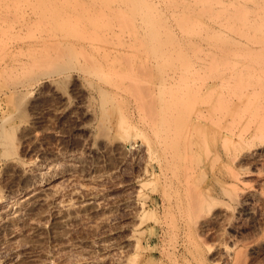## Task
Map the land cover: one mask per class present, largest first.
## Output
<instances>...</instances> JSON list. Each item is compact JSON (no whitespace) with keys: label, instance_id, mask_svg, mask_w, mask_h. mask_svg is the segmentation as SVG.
Masks as SVG:
<instances>
[{"label":"rangeland","instance_id":"1","mask_svg":"<svg viewBox=\"0 0 264 264\" xmlns=\"http://www.w3.org/2000/svg\"><path fill=\"white\" fill-rule=\"evenodd\" d=\"M118 1L40 0L43 5L39 1L38 4L44 9L39 10L47 7L41 14L47 18L39 17L37 10L32 11L24 3L18 7L14 4L17 10L13 6L8 8L12 9L10 13H4L1 7L0 129L5 132L0 130V264H264V246H260L264 241V146H258L260 139H264V94L252 93L253 85L257 84L252 81L260 77L257 69L264 66V56L262 60L257 52L251 51L252 45L262 47L258 53L264 46L249 44V58L253 57L251 52L256 53V58L249 60L245 59L246 52L243 55L248 44L243 43L246 49L243 44L239 46L245 50L241 49L238 59L245 57V60L236 65L246 66L247 60L250 66L253 63L248 68L251 71L247 72L243 66L246 70L242 73L241 70L239 76L221 78L220 71L235 67L233 63L221 64L216 78L214 66L209 67L210 50L198 45L206 49L209 56L203 58L210 61L197 57L204 55L203 49L193 50L197 52L193 56L190 48L197 47L182 46L187 38L176 31L175 39L180 42L177 43L182 48L188 47L185 54L191 56L188 60L186 57L192 62L189 67L193 64L198 70L192 67L196 72L192 74L194 70L190 67L188 71L192 73L187 71L183 77L172 80L164 77L161 68L160 73L155 72V80L163 78L168 83L149 98L144 89L140 92L126 89L122 96L119 94L121 97L117 95L118 107L123 109V116L127 115L125 126L130 125L125 139L119 137L124 131L117 126V112L112 111L117 103L109 102L106 114L101 111L97 83L109 86L83 71L82 56L74 55L76 51L71 59L72 53L68 51L75 49L69 47L68 39H62L69 46L68 54L64 53V59H60L67 62L63 63L67 68L63 66L61 71L57 67L61 73L58 72L55 66L60 65H54L52 60L57 57L59 61L56 54L66 51V46L64 41L65 47L59 44L62 48L55 44V39L49 40L46 31L49 23H45L56 11H81L87 22V12L108 11ZM148 1L152 10H161L162 18L167 15L165 20L172 26L175 24L172 15L168 16L169 7L163 9L162 0ZM13 8L17 13L14 14ZM48 8L55 12L49 10L50 13ZM8 9L5 11L9 12ZM36 19L43 26L39 31H33L38 26ZM6 22L12 26L7 27ZM173 28L175 31L176 25L172 31ZM27 33L30 34L26 36ZM24 36L27 38L21 42L20 37ZM39 36L46 44V40L50 41L46 53L52 56L45 54V58L42 47L43 55L39 53L49 62L54 58L49 66L53 64L56 72L53 65L50 67L53 73L48 65H43L47 60L39 58L38 47L43 44ZM29 42L37 44L30 47ZM51 42L60 49L55 57L56 47L51 49ZM223 44L228 47L231 42L224 40ZM36 45L38 51L34 52L32 48ZM25 47L36 56L26 60L30 54L25 56ZM66 56L71 60L67 61ZM31 60L34 64L42 62L33 69L41 68L39 73L32 71L36 68L33 64L30 70L34 75L27 73L30 72L27 65L28 70L23 64L12 69L20 61L29 65ZM201 62L206 63V67L200 64L201 68L209 67L211 72L200 69ZM9 70H13L12 74ZM66 74L71 76L63 77ZM141 98L146 100L142 105ZM151 117L156 119L154 125L162 122L157 125L162 129L170 123L167 129L174 131L163 128L168 135L156 132L160 127L152 131ZM196 119L202 123L191 122ZM138 131L141 134L143 131L144 136ZM152 132L160 138H155ZM169 133L176 138L173 140ZM164 134L171 139L166 138V142ZM129 142L132 146L127 147ZM40 192L46 194L47 202L32 208L31 198ZM70 201L72 207L64 210L65 203Z\"/></svg>","mask_w":264,"mask_h":264},{"label":"bare ground","instance_id":"2","mask_svg":"<svg viewBox=\"0 0 264 264\" xmlns=\"http://www.w3.org/2000/svg\"><path fill=\"white\" fill-rule=\"evenodd\" d=\"M12 1H13V3H12ZM15 1H17V0H0V12L4 9V13L5 12L10 13L12 11V9H11V11H9L8 8H11V6L14 7L15 6L14 4H16V6L18 7V6H20L21 3L22 4L24 3V5H27L25 7L31 8L32 11L37 10L38 14H36V15H39V17H41V16H43L41 14H43V11L45 12V10L47 8L46 7L45 10H41V11L39 10L42 8V5H43L40 2V0H24V1L18 0L17 3H15ZM38 1L42 5L38 4ZM162 1L165 5H164V8L163 7H161V8L165 9V6H166V7H169L167 9H170L171 13L168 16L172 15V17H173L172 19H174V21H175V24H173V26L176 25V27H177V29L175 31H174V28H173V31L171 29L173 27L171 25L172 23L169 24V22L167 20H165L167 15L165 18H162V16H163L162 11L158 10V9L152 10V8L149 7L150 3L148 0H120L117 2V4L115 3V5H116L115 7L110 8V10H108V11H89L85 15L87 22L83 19V17H82L83 13L81 11L69 12L70 14L69 13H61L62 11H60V13H58L59 11H56L58 13L57 14L55 11H52L51 9L48 8L47 9L48 11L51 10L52 12H55V14L52 13L53 15H50L53 19L52 18H50L49 20L47 19V21L45 22L46 24L49 23L48 24L49 27H47L48 25L44 26V27L48 28V30L46 28V31H48V34L47 33L46 34L48 35L49 40H50V38L55 39V40H53V41H55V44L60 46L63 44V41H64L62 39H68L66 41L68 42L69 45L71 44L72 46L71 45L69 46L64 41V44L66 47L64 46V44L62 46L65 47L66 51L62 50V52L60 53L58 51L60 49L59 48L57 49V45L53 44L54 42L53 43L51 42L50 47L53 44L51 49L54 47V45L56 47L55 48L56 51H54L53 55H54V57L57 55L59 58V61H58V59L56 61L57 57H55V60H52L54 58H52V59L48 58L50 60V62L47 59H45L48 56L46 51L48 52V50H49L47 45H48V42L50 43V41L46 40L45 41V42H47V44H46L43 42L45 39L42 40L43 38L48 39L47 37L41 35V36H43V38H42L41 36H39V37H41L40 40H42V43L44 44V45L42 44L40 46V44L38 42V44L40 46V47H38L39 51L36 49L37 45H36V47L33 46V48H32L34 52H35V50L38 51V55L40 58V56L42 57V55H43V53H41V51H42L41 47H42L43 50H45V51H43L44 56H46V55L47 56L45 58H43L44 57L43 56L41 59L42 60L45 59L43 61L47 60L46 63L48 62V64L43 63V65L49 66V63L54 62V65L55 64L60 65L61 68L59 66H55L56 69L58 67L60 70L63 69V66L64 67L66 66L65 64L67 62L65 61L66 62L65 63L61 60L64 59L63 58V57H65L64 53H67V47L68 46L71 49H75L73 51L70 50L71 52L68 51L69 53H72V52L74 53V51H76L74 53V55L82 56L83 62H80V63L82 65L83 71L87 72V74H90V75L96 77L98 80L103 81L104 83H106L109 86L108 87L109 89H108V88L99 86L100 84L97 83V85L99 87V88L97 87L98 88L97 90H99L97 92H98V95H99V93L101 95V96L99 95L100 96L99 99L101 98L99 101L102 100V102H101L102 107H101V104H100V107L102 108L101 111L103 112V114L104 113L106 114L108 112L109 105H110L109 102L117 103L116 107H113L112 111L115 113L117 112V114H118L117 126H118V128L123 129V131H124L123 134H121V133L119 134L120 135L119 137H123V136L128 137L127 134H129V133L127 132V130H129L130 125L128 123L129 127L125 126V123L127 122V119H125V118L127 115L126 116L124 115L125 116V118H124L123 113L121 111L123 109L120 108L121 106L118 107V101H117L118 96L117 95L120 94L122 96L121 92L126 90V89H132V90H135L138 92H140L141 90L144 89V91L148 92V93H146V96H147V98H149V96H152L154 94V91L156 89H158L160 86H165L166 83H168V81H165L167 78L175 79V78H179V77L181 78L184 75H186L185 73L190 69V67L192 69L193 66H191V65H193V64H191L189 67V64L192 62L189 63V61H187V60L191 56L188 57V54L187 55L185 54L188 47L186 46L187 48L186 47L182 48V46H185V45L190 46L191 44H193V47H197V48L193 49V48H190L191 47L190 46L189 48L192 49L191 50L192 52H193V50L195 51L198 48L200 50H198L197 52H201V50L203 48H200V47H203V46H205L204 48L207 47L206 49H207V51L210 50L209 51L210 53H208L206 51V49L205 50L203 49L205 51L203 53L204 55H202L200 53L202 57L198 56L197 52H196V54H195V52H193L195 54L193 56L197 55V57L199 59H201L206 55L205 53L207 52L211 56L210 57L208 54L205 56V57L209 56V59L211 60V66H209V67L211 68L214 66L213 68L215 71L216 70L218 71V68L220 69V67L223 65L229 66V65H232L231 63L235 64L234 68L233 67L230 68V66H229V67H227V69L225 71L222 70L223 72L219 70L221 74H219L218 76H221V78H224L223 76H225V78L227 76L228 77H233L234 75L239 76V72L241 70H242L241 71V73H242V72H245L246 69L248 70V68L250 69V67H252L253 63H251V66H250V64H248L247 60H246V62L244 61L246 63V66H244L245 65L244 63H243L244 65H242V66L241 65L237 66L239 61H243V60L248 59L250 57V55H248V53H247V50L250 49L249 44H260V45L264 46V0H162ZM158 2H160V0ZM157 4H159V3H157ZM24 5H21V6L24 7ZM1 7L3 9H1ZM17 7L16 8L14 7V8L17 10L18 9ZM25 7L23 8V11H24ZM19 8L21 9V7H19ZM5 9H8L9 12L5 11ZM15 9L13 11L14 14L16 12ZM42 9H44V8H42ZM48 11H47V13H48ZM51 11H49V12L51 13ZM25 12H26V10H25ZM35 13L36 12H34L32 14L34 15ZM50 13H48V15ZM1 14H3V13L1 12ZM1 14H0V16H1ZM166 14H168V13H166ZM4 15H6V14H4ZM20 15H22V13ZM36 15H34L33 17H35ZM25 16H27V15H25ZM45 17L47 18L48 16L46 15ZM16 19H17V15H16ZM36 20L38 21V19H36ZM51 20L52 21L54 20L53 21L54 24H53V22H51ZM18 21H19V18H18ZM20 22H21V20H20ZM28 22H26V24ZM30 22L33 24L37 23L36 21H35L36 22L35 23L34 21L32 22L31 20H30ZM29 23H28V25H29ZM31 23H30V25H31ZM40 23H44V21L43 22L41 21ZM7 24H8L7 25V27H8L9 24H11V22L7 23ZM26 24L24 23V25L26 26L25 29H27V26H28ZM50 24L52 26H54V25L55 26L52 27ZM36 25H38L37 26L38 28L36 27L38 30L36 28L35 29L30 28L29 29V27H28V29L29 30L33 29V31L34 30L39 31V28L43 27L42 24L39 25V21H38V24H36ZM3 26L5 27V25H3ZM11 26L12 25H10L9 27H11ZM34 26L35 25H33V27ZM50 27L55 28V29H51ZM6 28H5V31H6ZM20 28H22V27H20ZM41 30L46 32L44 29H41ZM42 31H40V32H42ZM176 31H179L180 33H182L184 35L185 38H187L186 39L187 42L185 40H183L185 38L180 39L181 42H182V40H183V42L184 41L186 42V43H183L184 45L181 43L182 46H180V44H178V43H180L178 41L179 39H175L176 38V33H175ZM0 32H2V30H0ZM180 33H179V35H180ZM28 34H30V33H27L26 36H28ZM43 34H45V33H43ZM31 35H33V34H31ZM26 36L20 37V38H22L21 42H24L23 39H26L27 38ZM35 36L36 35H34V37ZM181 36H179V37H181ZM20 38H18V39H20ZM29 38H31L30 35H29ZM177 38H178V36H177ZM188 38H189V40H188ZM70 39L75 40V43L72 42V40H71V42H69ZM76 40H77V42H76ZM224 40L225 41L227 40L228 43L230 40L231 44L233 42L234 45L231 46V44H229L230 46L227 47V44L226 45L223 44ZM34 41H35V39H34ZM37 41H38V39H37ZM25 42H28V40H26ZM30 42H32V41H30ZM30 42H29V46H30V44L34 43V42L33 43H30ZM188 42L190 44H188ZM243 43L248 44V46L246 45L247 49L245 48ZM34 44H37V43L35 42ZM242 44H243V48L246 49V51H243L244 52L243 55L246 52L247 58L244 57L245 59L243 58V60H239V59H241L239 57H241V55H242V53H241L242 50H245V49H242L241 47H239L240 45L242 46ZM20 45H23V44L21 43ZM25 46L27 47L28 45H25ZM62 46H60V47H62ZM21 47L19 46V48H21ZM26 47L24 48L25 51H26V49H28ZM30 47H32V46H30ZM89 47L91 49H94L95 52L94 53L91 52ZM252 47L253 48H251V51L257 52V54H258L257 57L261 56V59H262V56H264V54H263L264 50L262 49L261 52H259V53H262L261 55L258 53V51H260L259 49H261L262 47H259V49H258V46L255 47L258 50H255L253 45H252ZM185 48H186V50H185ZM17 49H18V47H17ZM51 49H50V51H51ZM20 50H18V51H20ZM29 50H31V49L29 48ZM213 50H215V51H213ZM27 51H26V53H27ZM21 52L22 51H20L19 53H21ZM23 52H24V50H23ZM23 52L21 53L22 55H24ZM39 52L42 55H40ZM56 52H57V54L55 55ZM249 52H250V50H249ZM255 52H251V57L253 56L252 57L253 59L256 58ZM26 53H25V56L30 54L29 58H27L26 60L30 59V56L31 57L36 56L35 55L36 53L31 54V52L29 53V51L27 54ZM50 53L51 52H49L48 54L51 55ZM73 53L70 56H73ZM191 53H190V55H191ZM21 54H19V55H21ZM33 55H35V56H33ZM51 56H48V57H51ZM70 56H66L67 61L74 59V57H75V56H73L71 59L68 60V57L70 58ZM1 57H3V56L0 55V58ZM186 57H187V60H186ZM252 58H249V60ZM1 59H3V58H1ZM41 59H38V60L41 61ZM203 59H205V58H203ZM209 59H205V60L210 61ZM258 59H260V58H258ZM20 60H21V58H20ZM51 60H52V62H51ZM173 60L174 61L177 60V61L173 62ZM14 61H16V60H14ZM22 62H23V60H22ZM24 62H25V60H24ZM13 63H11V65ZM63 63H65V64L63 65ZM202 63L206 67L205 62L199 63L198 67L202 70H205L206 68H204L203 65H202L203 68H201V66H200V64H202ZM263 63H264V61L262 62V64ZM6 64H7V62H6ZM17 64L18 65H16V64L13 65L12 69L18 67L20 64H23L24 66L25 65H27L28 67L30 66V68H29L30 72L27 71V73L33 74V72H32V71H34L33 69H37L38 66H40V64H42V62L41 63L36 62L34 64L33 60H31L29 65H28V63H25V64L21 63V61H20V63H17ZM37 64H38V66H37ZM4 65H5V62H4ZM50 65L52 66L53 64H50ZM54 65L52 66L53 70L55 69ZM165 65H167V66H165ZM207 65H208V63H207ZM6 66H8V65H6ZM6 66L3 67V68H5V70H6ZM27 66H25L24 68H26ZM32 66L33 67L36 66V68H32ZM48 66H47V68H48ZM51 66H49V68ZM163 66H165V68H163ZM243 66L247 67V68L246 69L244 68L245 69L244 70ZM1 67L2 66L0 65V68ZM209 67H207L206 70L208 72H211L210 70L212 68L210 69ZM253 67H254V69L256 68L255 66H253ZM9 68H11V67L9 66L8 69ZM21 68H19V69L22 70ZM31 68H32V71L30 70ZM66 68L67 67H65L64 69L66 70ZM161 68H162V70L163 69L164 70L161 71ZM196 68L197 67H195L194 69L198 70V68L197 69ZM52 69H51V72L53 73ZM194 69H192V70H194ZM221 69H225V67L221 68ZM38 70L41 71V68ZM38 70L34 71V72L39 73ZM43 70H42V72H43ZM57 70H54V71L56 72ZM60 70H58V72H60ZM195 70L193 73H192V71L191 72L188 71V72L194 74V73H196ZM257 70H258L257 72L259 74V75L258 74L257 75L261 77V80H259L260 77L257 79V77H258L257 76L255 78V80L257 79V81H252L253 84L255 82H257L256 85H253V92L252 93L255 96L264 94V66L262 67L260 65V67H258ZM9 71L11 72V70H9ZM16 71H18V70H16ZM24 71H25V69H24ZM156 71L159 73L161 71V73L164 74V77H167L166 79L164 78L165 82L162 81L163 78L160 79L162 81V83H160L161 82L160 80H158L159 82H157L155 80V77H156L155 72ZM250 71L248 70L247 72H250ZM254 71H256V70H254ZM254 71H253V74L252 73L251 74L256 76V74H255L256 72L254 73ZM3 72H5V71H3ZM12 72H13V70H12ZM12 72H11V74H12ZM47 72L49 73L50 71H47ZM204 72H206V71H204ZM208 72L206 74L212 76V78L214 77V74L216 75L219 73V72H217V73L215 72L214 74L211 75V73H208ZM38 73H36V74H38ZM44 73H46V72H44ZM59 74L57 73L58 77H59ZM69 74H66L63 77H66ZM187 74H189V73H187ZM1 75H3V74H1ZM49 75H50V73H49ZM69 76H71V75H69ZM218 76L216 78H218ZM26 77H27V79H26ZM26 77H24V78L28 81L29 80L28 76H26ZM158 79H159V77H158ZM169 81H170V79H169ZM22 82H24V81H22ZM28 83H31V82H28ZM21 84H23V83H21ZM14 86L16 87V85H14ZM210 86H211V84H209V87ZM17 90H19V88ZM120 95H119V97H121ZM120 101L121 100L119 99V102ZM145 101H146L145 99L141 98V99H139V104L142 105V104H144ZM147 107H150V105H148ZM154 121H156L155 117H151V124L150 125L152 127V131L158 130V128L161 126L159 123H162V122L157 123V125L158 124L160 125L158 127L157 125H154L155 124ZM163 122L167 123L166 121H163ZM191 122H193L195 125H199L202 123V120L196 119V120L191 121ZM168 126H170V123H168ZM1 127H2V124H1ZM156 127H158V128H156ZM167 127L164 126V127H162V129L160 127L159 128L160 131H156V132L160 133V132L164 131V133L165 132L167 133L166 130L169 129V128L167 129ZM173 127H176V126L174 125ZM173 127H172V129H173ZM163 128H166V130ZM179 128H180V126H179ZM0 130L3 131L2 133L5 132L2 129H0ZM168 131L173 132L174 129L168 130ZM176 131H177V129H176ZM182 131L183 130H181V132ZM138 132H137V135H138ZM156 132H154V133L152 132L154 134L155 138L158 137L157 136L158 134L155 136ZM140 134H141V132H139V135ZM144 134L145 133L142 131L141 135L144 136ZM178 134H179V132H178ZM180 134H182V133H180ZM253 134H255V131ZM166 135H168V133ZM166 135L164 134L163 136L165 137ZM172 135H173V133L170 134V137ZM174 136H175V132H174ZM174 136H173V138L171 137L173 140H174V138H176ZM125 137H123V138H125ZM159 138H160V135H159L158 139ZM163 138H162V140H163ZM166 138H169V137L167 136V137H165V139ZM171 138H169V139H171ZM125 139H127V138H125ZM165 139H164V141H165ZM169 139H168V141H169ZM262 139H263V137H262ZM262 139H260L261 140L260 144H258L259 147L264 146V142H262V141H264V139L263 140ZM145 140H147V139H145ZM162 140H161V142H162ZM155 141H159V140H155ZM166 142H167V139H166ZM168 144L169 143H167V145ZM128 146L129 147L132 146L130 144V142L128 143L127 147ZM250 173L251 174H257L256 172H250ZM28 201H30V200H28ZM31 202H32L31 204L33 205L32 208H36L37 205L41 206L42 204L47 202V196L43 192L37 193L31 198ZM72 205L73 204L71 201L65 203V209L64 210L69 211V209L72 207ZM92 205L94 206V204H92ZM32 208L30 207L31 211H32ZM33 211H34V209H33ZM260 246H264V241L260 242Z\"/></svg>","mask_w":264,"mask_h":264}]
</instances>
